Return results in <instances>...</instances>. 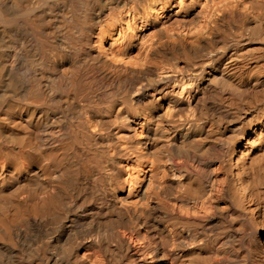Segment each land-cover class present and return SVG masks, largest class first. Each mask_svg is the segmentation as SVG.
Wrapping results in <instances>:
<instances>
[{
	"label": "bare ground",
	"instance_id": "obj_1",
	"mask_svg": "<svg viewBox=\"0 0 264 264\" xmlns=\"http://www.w3.org/2000/svg\"><path fill=\"white\" fill-rule=\"evenodd\" d=\"M0 264H264V0H0Z\"/></svg>",
	"mask_w": 264,
	"mask_h": 264
}]
</instances>
